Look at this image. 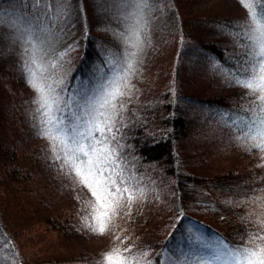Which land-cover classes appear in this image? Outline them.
Returning <instances> with one entry per match:
<instances>
[{"label": "trees", "instance_id": "16d2710c", "mask_svg": "<svg viewBox=\"0 0 264 264\" xmlns=\"http://www.w3.org/2000/svg\"><path fill=\"white\" fill-rule=\"evenodd\" d=\"M1 2L9 3L25 26L40 12L29 0ZM49 2L55 5L57 0ZM60 2L67 7L66 17L45 19L44 25L49 26L50 31L40 32V35L46 34L50 38L46 44L58 40L63 44L61 49L53 50L59 62L50 65L49 71L57 79V83H51L57 94L71 105V108H65L67 115H55L70 124L73 122L72 109L83 115L77 105L85 99H99L107 83L124 74L125 64L120 50L97 34L99 31L94 27L83 0ZM255 2L259 13L264 0ZM149 3L150 37L163 40L171 54L176 50L174 78L165 87L155 89L156 92L134 100L127 109L123 107L125 94L115 101L116 105H123L122 110L115 117L112 133L105 132V135L109 139L115 136L111 145L118 146V163L125 168L131 194L133 190L136 193L130 203L128 197L124 198L125 215L121 218L106 217L101 221L94 218L100 215L91 207L96 199L65 163L60 146L56 154L61 159L55 160L52 156L50 166L44 163L46 161H40L44 152L41 155L35 145L41 136L37 133L39 127L36 126V131L33 124L38 125V118L45 110L42 109L41 113L35 111V118L29 121L20 118L24 129L20 125L16 130L10 113L12 109H4L3 92L8 91V87L0 85V170H6L0 179V188L3 189L0 192V247H9V256L15 260L12 264H100L96 257H79L77 260L55 256L53 252H44L41 256L31 254L26 259L21 257L22 261L15 242L23 231L33 230L36 226L42 230L62 231L68 239L69 233L78 231L79 226L84 227L87 223L98 227L97 223L103 222L112 240L116 238L118 221L132 224L135 232L141 222V228L137 229L139 242L119 249L121 256L131 264H191L188 259L193 251L200 254L203 248L201 237L208 247L213 244L240 247L248 246L252 237H258V232L264 233V221L261 220L264 218V201L258 200L264 195V151L244 150V161L239 159L241 162L231 161L226 154L219 157L225 161L221 159L216 165V153L210 148L205 151L204 146L199 147L197 140L204 130L215 135L221 133L224 139L228 133L233 135L234 129L224 126L221 114L229 120L236 116L247 117L250 113L244 109L253 106L255 97L231 90L235 88L210 85L213 83L212 74L208 80L210 84L206 81L201 83V89L189 90L188 81L183 76L188 59L202 66L216 65L233 77L242 75L240 69L249 51L246 32L231 17L201 12L198 18L216 23L234 37L236 35L241 45L234 39L200 40L189 26L193 19L185 14L184 9L189 6L186 1L149 0ZM1 45L0 36V48ZM60 52L65 55L60 57ZM9 59H14L11 53ZM4 60L5 56L1 55L0 69L7 64ZM104 110L112 113L110 108ZM95 135L102 139L99 133ZM117 183H120L119 177ZM156 198L165 204L164 209L158 215H146L144 205L152 204ZM136 207L138 210L134 214H128ZM236 217H241L243 222ZM105 250L103 254L110 253V249ZM209 253L202 252L201 255L207 257Z\"/></svg>", "mask_w": 264, "mask_h": 264}, {"label": "rangeland", "instance_id": "374dc122", "mask_svg": "<svg viewBox=\"0 0 264 264\" xmlns=\"http://www.w3.org/2000/svg\"><path fill=\"white\" fill-rule=\"evenodd\" d=\"M29 1L33 3V0ZM182 1H186V3L189 5L184 9V11L187 16H190L193 19L190 21L189 26L191 25L190 27L196 32V36L200 40H217L219 38L221 40L234 39L241 45V43L235 38L236 35L234 37L231 35L232 33L225 30L223 27H220L216 23L207 22L204 21L203 18H198V16L202 15V13L228 16L237 22V26L240 28L243 27L242 29L246 32L248 30L249 15L248 10L245 8L244 4L241 3V0ZM44 2H49V0H45ZM83 2L86 4V10H88V13L91 15V20L94 22V27L99 31L97 34L104 37L111 45H115L116 50H120V55L123 57L122 61L125 64L123 65L124 74L117 77L115 82H117L119 86V91L124 92L126 98L124 99V106L116 105V113H119L122 110V106L124 109H127L131 106L129 104H134V100H141L151 93L156 92L155 89L159 90L158 88L163 86L165 87L167 83H169V81L174 78L172 73L175 68L174 61L176 50H174L173 54H171V50L166 48L163 40H153L148 33L149 21L147 12L150 13L151 7L149 9H145L144 11V20L142 23L145 24V28L140 31V39L137 40L136 37L127 39L129 37L128 26L139 27V25L135 24V17L130 14L133 10L130 7H122V4L126 3L127 0H83ZM245 2H247V0H245ZM12 4L14 5V3ZM14 10L9 3H4L0 0V36L2 40L0 56H5L4 61L7 62V64H4V66L6 65L5 68L0 69V85L2 88L8 87V91L3 92L5 94L6 101L4 109L6 108L13 110V112L11 110L10 113L14 118L12 123L17 130L20 128V125H22L20 124V118L22 120L25 119L26 121H29L30 118H35L33 116L39 105L33 103V101L38 98V93L29 84V76L24 69V61L28 59V57L24 54L23 49L25 47L31 48V44L22 43L21 40L16 39L18 35L26 38L29 34L27 31H17V27L20 29H27L29 25L25 26L20 21V15H18L19 13H16ZM44 27L46 28V33L50 31L49 26L44 25ZM38 37L39 39L36 40L38 45L40 44L41 40L45 42L43 45H40L43 48V52L38 53L41 69H36L35 66H33V69L37 72V77L44 80L46 84H51L52 82L57 83L55 76H51L50 74L49 66L57 65L59 62L58 59L53 55V50L61 49L63 44L59 40L56 43L46 44L47 40L50 38H48L46 34L45 36H41L40 32L38 33ZM133 45H135V47H133ZM133 51L137 52V55L135 57H130L128 54L132 53ZM10 53L14 58L13 60L9 59ZM6 55L9 58H7ZM59 55L62 57L65 55V53L60 52ZM127 59H133L135 61L132 69L128 68L126 63ZM188 62V68L183 73V76L185 75L186 81H188L187 87L189 90H192L193 88L201 89V83L206 81L210 84L208 80L212 74L213 83L210 85L216 84L217 86L235 88L231 90L240 91L244 95L251 96L249 95V90L240 86H236L233 82L234 77L225 70H219L216 65L214 66L213 64H207L208 66H202L197 62L191 63L190 59H188ZM47 79H49L48 82ZM110 81H114V79ZM109 82L107 83L105 90L109 88ZM217 92L221 93L220 91ZM20 104L21 106H19ZM21 107L25 109V113L24 110L22 111ZM44 110L46 111V109ZM20 111L23 112V116L20 115ZM34 125L35 124H33V126ZM29 127L33 130L32 126ZM22 128L24 129L23 125ZM34 129L37 131V127H34ZM38 132L39 130L37 133ZM235 134V132H233V135L228 133L225 135L226 137L224 136L225 139L227 138V140H225L222 137L223 134L221 133L215 135V133L204 130V132H201V134L197 137V140H199L198 145L201 148L204 146L205 151L210 148L212 149V152L216 153L214 155L216 159L218 158L217 160L215 159L216 165L220 164L221 159L222 162L225 161L224 158L220 159L219 157L226 156V154L230 157L231 161H238L239 159L242 161L244 159L242 158L244 153L243 151H246L248 147L241 146V144L234 138ZM53 144H56L57 148L60 146L58 139L50 141L49 139L41 137L38 139L37 145H35L37 151H41V155L44 152V157H42L40 161H46L44 163L47 166H50L52 161L51 158L53 156ZM33 149L31 152H33ZM245 160L247 162L249 161V159ZM255 160L257 161V159ZM122 168L125 170L124 167ZM3 172L5 173L6 170H3ZM3 172L0 170V179L3 177ZM120 187L123 188L124 186ZM0 192H3L2 188H0ZM132 192L133 193L131 195L133 197L135 191L133 190ZM127 197V193L123 194V199L120 200L119 205L116 207L114 212L108 207L100 209V204L97 203L96 196H94L96 201L95 203L91 204V207L94 208V213L99 212L101 218H105L103 216V212H107V217H111V219H119L125 215L124 198ZM259 199L264 201V195L261 198L259 197L258 200ZM164 205L165 204L158 198H156V201H153L152 204H145L144 209L146 210V215H158L161 209H164ZM98 209L100 210L98 211ZM137 210L138 207L133 210H129L128 214H134V212ZM236 218L243 222L241 217ZM261 220L264 221V218L262 217ZM231 221L237 223L233 219H231ZM127 223L128 222L123 223V221L117 222L116 238L114 237L112 240L108 237L106 230L103 234H99L91 230L92 228L89 231L85 230V226H79L78 231L73 230L70 232V237L68 238L69 240L62 235V231L56 232L52 229L49 231V229L46 230L45 228L42 230L40 227L36 226L33 230L27 229L26 231L22 232V234L18 237L17 242H15L16 249L20 255L19 257H22L23 259L28 258L27 256H30L31 254L37 253L38 255H42L44 252H53V254H56L55 256L59 255L63 258L68 257L77 260L79 257L86 258L88 256H92V258L96 257V260L99 259L98 261H100V264H102V262L105 264L104 258L106 255L111 254L116 250L119 252L121 246L126 249L136 242H139L137 229L141 228L140 226L142 223L139 222L137 224L136 232L135 229L132 228V224L130 225ZM22 224L23 220L20 222L21 226ZM97 224L98 227H100L103 222ZM260 233H257L259 234L258 237H264V233ZM199 240L201 241V246L203 247L200 250L201 253H209L210 247L205 245L206 241L204 238L201 237ZM256 243L264 244V240L257 239ZM213 245L214 246L212 247L216 246L215 244ZM48 247L51 248L48 249ZM105 247L106 250L110 249V253H108V251V254H103ZM248 247H255V244H249ZM9 250L10 249L7 245H5V247L3 246L2 248L0 247V263L12 264L15 262V260L9 256ZM201 253L196 254V250L193 251L192 257L188 259L189 263L199 264L197 257H205V255L203 256ZM198 254L200 256H198ZM122 258L126 260L124 257ZM207 258H211L210 253ZM214 264H222V261H214Z\"/></svg>", "mask_w": 264, "mask_h": 264}, {"label": "snow or ice", "instance_id": "6c2138e0", "mask_svg": "<svg viewBox=\"0 0 264 264\" xmlns=\"http://www.w3.org/2000/svg\"><path fill=\"white\" fill-rule=\"evenodd\" d=\"M241 3L249 11L248 30L245 33L246 39L249 41V51L240 69L242 75L235 76L233 82L235 85L249 90V95L254 96L255 100L252 107L244 109L245 112L250 113L249 116H236L229 120L225 114H221V120L225 127L234 129L236 133L234 138L241 146H247L249 151L253 148L264 151V6H261V11L258 13L255 0H247V2L241 0ZM32 6L39 9L40 12L29 21L27 29L17 27V31H27L29 34L26 38L18 35L16 39L21 40L22 43L31 44V48L23 49L24 54L28 57L24 61V69L28 73L29 84L38 93V98L33 101L39 105L35 110L36 113H41L42 109H46L38 118V125H34V127H39L38 135L42 138L50 141L59 138L60 150L64 152L65 163L70 165L80 182L85 184L96 196L100 209L108 207L114 212L120 200L123 199V194H128L129 203L133 198L127 186L124 170L118 163V146L112 147L111 145L115 136L113 135L109 139L105 135V132L112 133L113 131L115 117L118 115L115 112V101L118 96H122L124 93L119 91L117 82L110 81L109 88L99 99L95 101L85 99L83 103L77 105L83 115L77 114L72 109V123H66L65 120L56 116V113L67 115L65 108H71V105L57 94L52 84H46L44 80L37 77L33 66L36 69H41L38 53L43 52L40 45L45 43L42 40L39 45L36 43V40L39 39L37 32L46 31L45 19H51L52 16L58 20L65 18L67 7L60 0H57L55 5L51 2L42 3L41 0H33ZM122 7H130L133 10L130 14L135 17V24L139 25V27L128 26L129 37L127 39L136 37L139 40V33L145 28V24L142 23L144 11L151 7L149 0H127L122 4ZM128 55L135 57L137 52L133 51ZM134 62L133 59L126 60L129 69L133 68ZM108 108L113 110L112 113L104 110ZM45 117L47 118L45 119ZM96 133H99L102 139H97ZM56 149V144H53V157L55 160H59L61 157L56 154ZM63 166L61 165L62 168ZM117 177H119V184ZM120 184L125 186L121 188ZM107 215V212H103L105 218ZM94 218L101 221L100 215H96ZM85 226L91 227L94 232L99 234H103L106 230V226L103 224L100 227H94L86 223ZM257 239L264 240V237L250 239L249 243L255 244V247H229L224 244H217L215 247L209 246L211 258L197 257V259L199 264H214V261H222V264H264V244L256 243ZM104 261L105 264H131L120 256L118 250L106 255Z\"/></svg>", "mask_w": 264, "mask_h": 264}]
</instances>
